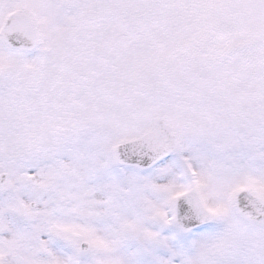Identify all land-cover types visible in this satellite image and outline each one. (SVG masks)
I'll list each match as a JSON object with an SVG mask.
<instances>
[{
    "label": "snow or ice",
    "instance_id": "6c2138e0",
    "mask_svg": "<svg viewBox=\"0 0 264 264\" xmlns=\"http://www.w3.org/2000/svg\"><path fill=\"white\" fill-rule=\"evenodd\" d=\"M0 264H264V0H0Z\"/></svg>",
    "mask_w": 264,
    "mask_h": 264
}]
</instances>
